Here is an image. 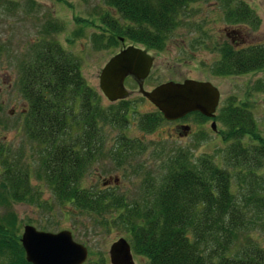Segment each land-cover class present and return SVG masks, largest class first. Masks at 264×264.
I'll use <instances>...</instances> for the list:
<instances>
[{
    "label": "trees",
    "instance_id": "16d2710c",
    "mask_svg": "<svg viewBox=\"0 0 264 264\" xmlns=\"http://www.w3.org/2000/svg\"><path fill=\"white\" fill-rule=\"evenodd\" d=\"M201 1L103 0L119 20L103 15L100 23L105 29L93 42L99 48L115 47L124 39L162 51L188 16L187 8ZM216 1L227 26L258 29L260 19L246 3ZM62 29L52 23L46 32ZM235 44L224 42L218 48V60L209 69L213 76L236 77L264 69V43L242 48ZM19 87L26 104L23 131L40 156L34 179L43 181L60 203L94 216L120 212L118 222L132 252L148 264H264V249L253 239L255 233L264 237V137L247 102L229 97L217 108L213 120L221 124L225 144L218 164L209 155L194 163L184 154L173 157L156 185L146 188L145 199L128 205L122 196L83 188L81 180L109 140L117 161L137 164L144 146L124 134L129 117L137 113L133 103L124 99L102 106L99 95L85 83L79 63L53 40L33 44L20 65ZM251 90L264 93V79ZM190 116L199 123L209 121L198 113ZM163 122L156 110L141 115L137 127L150 134ZM108 131L116 136L110 139ZM21 157L0 143V264H29L11 209L37 200Z\"/></svg>",
    "mask_w": 264,
    "mask_h": 264
},
{
    "label": "rangeland",
    "instance_id": "374dc122",
    "mask_svg": "<svg viewBox=\"0 0 264 264\" xmlns=\"http://www.w3.org/2000/svg\"><path fill=\"white\" fill-rule=\"evenodd\" d=\"M246 3L260 19L256 31L239 26L231 28L223 19V9L216 0H203L187 8V17L168 39L162 51H148L153 66L143 81L145 91L166 82L181 83L184 80L209 82L220 94L219 105L233 97L247 102L251 108L258 131L264 137V93H255L251 86L264 79V69L236 77H215L210 67L218 60V48L224 42H235L236 48L264 43V3L262 0H239ZM109 14L118 16L105 5L103 0H0V143L12 151H19L31 176V186L37 200L31 204H14L11 209L22 229L26 225L38 231L57 233L69 231L73 240L88 251L87 263L110 264V245L128 235L119 225L120 212H110L103 217L74 210L66 203H60L43 182L34 174L40 156L38 148L30 142L23 131V114L26 104L19 87L20 65L27 60L34 43L53 40L71 54L79 63L85 83L98 95L102 106L108 101L101 95L98 76L104 65L121 49L99 48L94 38L100 35V18ZM56 23L62 31L47 33V28ZM105 29V28H104ZM125 46L129 44L124 41ZM127 46H130L127 45ZM127 99L133 103L136 115L129 117L124 134L138 141L144 150L131 165L120 163L110 154L112 140L102 148L99 157L81 180L83 188L106 190L122 196L126 202L140 203L145 199L146 188L156 185L170 159L184 154L189 163L201 155H209L218 164L225 144L221 140V124L215 121L197 122L193 117L188 137H178L172 122H163L150 134H144L137 127L141 115L151 114L155 108L143 99L132 79L126 80ZM109 132V138L116 136ZM140 166V167H139ZM1 171V168H0ZM146 173H149L146 175ZM116 181V182H115ZM107 183L103 185V183ZM2 213V212H1ZM253 239L264 249V237L254 234ZM134 264H148L144 258L134 255Z\"/></svg>",
    "mask_w": 264,
    "mask_h": 264
},
{
    "label": "water",
    "instance_id": "95a60500",
    "mask_svg": "<svg viewBox=\"0 0 264 264\" xmlns=\"http://www.w3.org/2000/svg\"><path fill=\"white\" fill-rule=\"evenodd\" d=\"M147 52L146 48L128 46L104 65L98 76V86L108 102L114 103L128 96L124 81L131 78L137 83L138 93L159 111L165 121H175L195 112L209 119L215 117L219 92L208 82H167L145 91L142 82L153 65V58ZM210 128L215 131L214 122ZM20 244L29 264H84L88 258L87 249L76 243L71 233L65 230L49 233L26 225L22 229ZM108 258L110 264H134L130 245L123 238L110 245Z\"/></svg>",
    "mask_w": 264,
    "mask_h": 264
},
{
    "label": "flooded vegetation",
    "instance_id": "af4514ba",
    "mask_svg": "<svg viewBox=\"0 0 264 264\" xmlns=\"http://www.w3.org/2000/svg\"><path fill=\"white\" fill-rule=\"evenodd\" d=\"M120 46H121V49H123L124 47H127V45H129V44H127L126 46H125V44H124V39H120ZM131 45V44H130ZM120 49V50H121ZM119 50V51H120ZM118 51V52H119ZM117 54V53H116ZM130 78H127L126 80H129ZM125 80V81H126ZM135 82V81H134ZM135 84H136V86H137V83L135 82ZM143 87V86H142ZM138 90V89H137ZM150 91V90H149ZM155 111H156V109H155ZM189 118H191V116L190 115H186L185 117H183V118H180V119H177V120H175V121H170V122H172L173 123V131H174V133H176V136H178V137H188L189 136V133H190V131H191V126H190V123H185V121L186 120H188ZM210 122H211V120H209ZM166 122V121H165ZM208 122V121H207ZM206 123V122H205ZM204 123V124H205Z\"/></svg>",
    "mask_w": 264,
    "mask_h": 264
}]
</instances>
